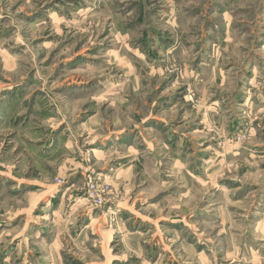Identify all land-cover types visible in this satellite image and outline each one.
<instances>
[{"label": "clouds", "instance_id": "9594fccd", "mask_svg": "<svg viewBox=\"0 0 264 264\" xmlns=\"http://www.w3.org/2000/svg\"><path fill=\"white\" fill-rule=\"evenodd\" d=\"M0 264H264V0H0Z\"/></svg>", "mask_w": 264, "mask_h": 264}]
</instances>
